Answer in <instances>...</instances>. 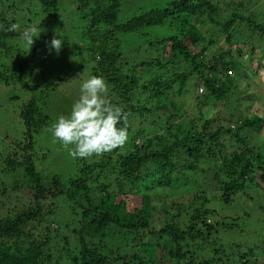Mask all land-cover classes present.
Instances as JSON below:
<instances>
[{
  "label": "trees",
  "instance_id": "1",
  "mask_svg": "<svg viewBox=\"0 0 264 264\" xmlns=\"http://www.w3.org/2000/svg\"><path fill=\"white\" fill-rule=\"evenodd\" d=\"M62 3L0 0V83L30 95L11 97L21 102L24 137L0 153V264H264V242L223 243L242 212L251 213L220 215L249 191L264 195V143L249 135L264 132L263 21L253 20L251 9L242 12V2L176 0L118 24L121 0H76L75 14L88 24L83 53L110 102L127 113L128 139L110 153L76 160L71 178L46 180L35 134L49 122L40 101L51 85L34 81L50 40L60 38ZM184 16L219 25L228 46L208 56L213 39ZM180 21L177 34L147 46L157 52L152 58H124L122 35ZM11 24L18 30L7 31ZM33 25L41 33L29 49L20 37ZM242 27L254 44L238 40ZM195 84L199 109L187 110L183 95ZM244 100L258 102L260 115L249 116ZM225 104L238 114L220 117Z\"/></svg>",
  "mask_w": 264,
  "mask_h": 264
},
{
  "label": "rangeland",
  "instance_id": "2",
  "mask_svg": "<svg viewBox=\"0 0 264 264\" xmlns=\"http://www.w3.org/2000/svg\"><path fill=\"white\" fill-rule=\"evenodd\" d=\"M61 1H63V3L61 5V13L59 16L60 25L56 26V29L57 32H60V38L63 39L62 48L59 54H57L54 49H50L48 55L47 52H44L46 58H40L37 70V81H34L38 82L41 87H45L48 84L51 85L50 89L44 93L43 99L40 101L43 110L49 116V122L48 125L40 130L38 134H35V153L38 155L37 167L42 169V175L46 180L56 174H59L64 178H71L77 171V166H74V164L76 163V160L80 161V158H73L69 155L68 150H66L61 143L53 137L51 127L57 122L61 115H70L73 104L79 99L82 83L95 76L92 71L93 63L90 62L88 53L86 52V55L83 53L85 44L83 34L88 30V24L86 23L85 25L84 22L80 20V17L75 14L77 12L75 9L78 5L76 4V0ZM174 1L176 0H121L122 6L117 23L123 24L130 19L140 16L143 13L150 12L151 10L163 9ZM218 1L221 2V6L231 4L232 7H234L236 3L242 2V12L250 13V11L247 10L251 9L252 14L256 15L253 20H260L264 23V0H254V3L250 0ZM215 18L217 19L218 17L215 16ZM221 18H229V13L222 14ZM176 19L178 20V18ZM203 19L190 20V17L185 18L184 16L183 21L198 24V28L206 35L208 42L213 39V44L210 47L208 56L212 57L215 55L217 57L220 52H222V49L226 48L228 44L226 43L223 32L220 31L219 25H212L210 22ZM181 24L182 22H178V24L175 23L170 27H145L139 33L122 35L121 37L124 41V58L128 57L130 62H140L145 61L147 58H152L157 52L154 48V50L147 49V46L157 40L177 34V27H180ZM244 28L245 27H242V31L238 32V40H248L250 44H254V41L251 43L252 39L250 40V34L247 31L243 32ZM80 47H82V49ZM247 60L248 59H245L244 61ZM262 77L264 78V72H262ZM196 79L197 78H194V80ZM241 86L245 85L241 84ZM200 87L198 86L197 92L203 93ZM45 90V88H41L38 95ZM188 90V93L184 94L182 99H188L186 103L187 110L199 109L197 108L198 101L195 98L196 96H193V94L196 93V84L190 85ZM259 90L260 89L257 91L259 92ZM247 93H250V90ZM14 94L19 95L24 101L30 96L29 94L9 89L4 84L0 83V153L4 155L14 143L16 144L23 140L25 131L19 112L21 102L11 101V97ZM245 98L246 95H243V99ZM244 104L245 106H243L242 109H246L249 116L255 114L260 115L261 110L258 102L251 103L249 100H244ZM234 106L235 105L228 106L227 104L219 106L218 112H220V117H226V115L230 113L237 115L238 113ZM233 127L234 126L232 125V128ZM249 135L251 138L255 137L256 140L261 141V144L264 143V132L260 135L256 132H250ZM9 179L11 180L12 178L9 176ZM0 180L6 181L2 174H0ZM172 189H167L164 192V195L171 192ZM249 192V197L239 198L227 208H221L220 215L225 218L232 217L236 210L240 212L245 210L247 213H251L248 216L242 212L239 223L235 226V230L227 231V234H224L226 238L224 239V244H232L233 246L235 244H240L243 247H249L264 242V195H260L261 192L259 191ZM248 194L249 193H247V195ZM189 197L190 196L187 195L180 198V204L187 203ZM167 204L172 203L171 201H167ZM213 207L215 208V206ZM55 220L56 221H53L54 223H52L54 228L57 227L56 223L58 221L57 219Z\"/></svg>",
  "mask_w": 264,
  "mask_h": 264
},
{
  "label": "clouds",
  "instance_id": "3",
  "mask_svg": "<svg viewBox=\"0 0 264 264\" xmlns=\"http://www.w3.org/2000/svg\"><path fill=\"white\" fill-rule=\"evenodd\" d=\"M18 28L19 25L11 24L7 31H17ZM38 33H41L40 26L26 27L21 33V41L30 49ZM62 44L63 39L54 36L49 47L59 54ZM108 94V86L102 78L93 76L85 80L70 115H61L52 125L53 137L68 150L71 157L100 156L126 144L127 113L113 105L108 99ZM121 122L124 126L117 127Z\"/></svg>",
  "mask_w": 264,
  "mask_h": 264
},
{
  "label": "built area",
  "instance_id": "4",
  "mask_svg": "<svg viewBox=\"0 0 264 264\" xmlns=\"http://www.w3.org/2000/svg\"><path fill=\"white\" fill-rule=\"evenodd\" d=\"M202 90V89H201Z\"/></svg>",
  "mask_w": 264,
  "mask_h": 264
}]
</instances>
